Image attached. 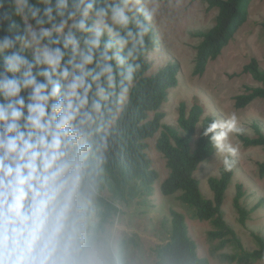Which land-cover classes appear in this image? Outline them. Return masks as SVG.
Returning <instances> with one entry per match:
<instances>
[{
    "label": "clouds",
    "instance_id": "9594fccd",
    "mask_svg": "<svg viewBox=\"0 0 264 264\" xmlns=\"http://www.w3.org/2000/svg\"><path fill=\"white\" fill-rule=\"evenodd\" d=\"M157 14L143 0H0V264H119L92 205ZM234 123L203 131L226 170Z\"/></svg>",
    "mask_w": 264,
    "mask_h": 264
},
{
    "label": "rangeland",
    "instance_id": "374dc122",
    "mask_svg": "<svg viewBox=\"0 0 264 264\" xmlns=\"http://www.w3.org/2000/svg\"><path fill=\"white\" fill-rule=\"evenodd\" d=\"M143 3L158 6V14L151 25L155 47L147 56L151 69L146 77H153L168 64H178V86L172 89L164 102L161 112L165 114L162 125L179 131V107L182 102L191 108L195 103L205 109V117L229 122L235 118L233 130L226 141L238 151L233 157L237 164L235 176L226 193L223 206L226 223L237 233L244 250L254 251L257 245L253 234L264 237V179L258 175V163L264 162V151L261 148L245 149L238 136L254 137L251 128L258 123L264 132V100H256L244 110L235 108L236 97L245 92V87H257L252 77L242 74L243 67L256 59L264 70V0H253L249 9V18L234 39L225 48L222 55L210 61L205 73L195 75L198 53L196 48L201 39L197 33L206 32L215 25L218 10L208 11V5L192 0H143ZM154 117L150 114L149 119ZM198 125L196 138L200 133ZM162 129L151 139L146 154L151 161L152 169L158 173L154 184L153 196H142L128 202L118 201L105 190L102 195L118 209L108 222L99 225L111 241V246L119 264H157L156 251L170 240L172 225L171 211L185 217L189 236L197 245V252L210 264H264V261L253 263H230L221 258L222 254H236L239 249L229 245L219 249L220 241H213L208 234L213 230L210 222H202L195 216V210L178 200L179 193L164 196L161 186L169 176L164 156L157 150L156 143ZM225 154L215 153L210 160L203 163L195 174L200 182L202 195L213 198L209 187L211 177H219L220 167ZM244 186L245 196L241 205L251 211L257 205L260 208L252 212L245 225L233 205L236 196V185Z\"/></svg>",
    "mask_w": 264,
    "mask_h": 264
},
{
    "label": "trees",
    "instance_id": "16d2710c",
    "mask_svg": "<svg viewBox=\"0 0 264 264\" xmlns=\"http://www.w3.org/2000/svg\"><path fill=\"white\" fill-rule=\"evenodd\" d=\"M192 1L207 4L208 11L218 10L215 25L206 32L196 34L201 42L196 48L198 59L195 75L202 76L210 61H215L222 55L247 22L253 0ZM4 10L11 14V4L6 3ZM154 47L155 40L151 32L140 61L142 68L137 74L130 99L110 134L105 161L99 175L97 194L92 205L94 219L98 218L101 226L118 212L117 207L102 195L105 190L110 192L114 199L122 202L142 196H153L154 184L159 176L152 169L151 161L146 154L148 147L146 140L153 138L162 129L156 148L164 156L166 167L170 171L169 176L162 183V194L172 196L180 192L178 200L193 208L198 220L211 223L213 230L208 236L213 241H220V250L229 245L239 249L236 254H222L221 258L224 261L230 263L264 261V237L253 234L257 248L254 251H246L237 233L225 221L223 206L226 193L235 176L236 161L230 170H226L223 163L219 177L209 179L212 199L202 195L200 182L195 177L200 166L210 160L215 153V147L209 138L203 135V131L213 119H217L205 117V109L199 103L189 108L182 102L178 118L181 131L162 125L165 114L160 110L170 91L178 86L179 66L168 64L157 75L146 77V73L151 69L147 56ZM242 74L250 75L259 86H247L245 92L236 97L235 108L238 110L246 109L256 100H264V70L261 69L259 62L251 59L243 67ZM151 113H154V117L150 120ZM198 125L201 128L196 138ZM251 128L254 137L239 135L240 142L245 149L261 148L264 151V132L261 126L253 123ZM258 175L264 179V162L258 163ZM236 189L233 205L239 214L240 223L245 225L250 214L261 205L248 211L241 205V200L245 196L244 186L237 184ZM170 215L172 225L170 240L158 247L157 264H210L207 259L198 255L197 245L189 236L185 217L176 211H171Z\"/></svg>",
    "mask_w": 264,
    "mask_h": 264
}]
</instances>
